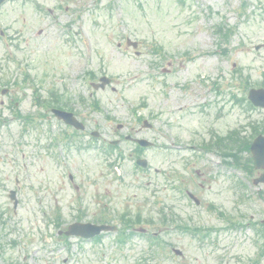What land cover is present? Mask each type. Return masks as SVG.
I'll return each instance as SVG.
<instances>
[{"label": "rangeland", "instance_id": "1", "mask_svg": "<svg viewBox=\"0 0 264 264\" xmlns=\"http://www.w3.org/2000/svg\"><path fill=\"white\" fill-rule=\"evenodd\" d=\"M223 24L236 30L221 49L213 31ZM0 30L6 32L0 36V98L3 88L16 99L28 94L20 108L26 115L34 112L31 89L53 87L65 90L76 107L90 90L88 72L95 78L106 74L112 83L94 95L101 109L92 113L90 99L83 106L88 129L113 138L118 123L139 127L136 118L145 116L153 122L147 134L156 141L144 153L151 166L146 176L136 173L131 158L110 168L93 150L74 155L78 190L66 172L42 160L38 132L25 133L13 105L8 110L0 104V264H137L147 249L146 235L120 246L116 232L99 240L70 238L69 244L57 234L58 211L64 228L81 211L86 221L97 216L105 202L118 225L115 217L128 208L155 215L159 206H174L182 222L206 229L202 236L171 225L162 229L163 240L183 252L179 257L169 247L162 264H251L261 242L255 228L226 230L228 221L209 204L237 222L257 223L264 219V184L255 186L243 171L221 166L220 156L199 146L224 106L215 128L264 120V111L237 100L247 96L246 81L250 87L264 83V0H9L0 5ZM128 37L140 42L137 49L127 46ZM208 82L220 83L225 92H208ZM207 102L213 105L203 109ZM173 136L180 145L174 149ZM120 149L129 153L130 143ZM173 169L180 175L177 184H170ZM182 179L197 190L200 205L175 188ZM11 189L17 190V207Z\"/></svg>", "mask_w": 264, "mask_h": 264}, {"label": "flooded vegetation", "instance_id": "2", "mask_svg": "<svg viewBox=\"0 0 264 264\" xmlns=\"http://www.w3.org/2000/svg\"><path fill=\"white\" fill-rule=\"evenodd\" d=\"M40 91H41V93H43L41 89H40ZM42 98L43 99H42V101L40 103H38V100H37V102L35 104L36 108H38L39 110L44 111V113L42 111L37 113L38 127H39L40 121L42 122V125L45 124L46 126H49L48 124L51 121H54L53 120L54 117L52 116V110H53L52 108L53 107L50 106V104H54V98L49 94V92H45L44 95L42 96ZM3 103L4 102H2V104ZM77 114L79 115L78 112H77ZM133 130H134V132L131 134L130 140L135 141L136 138L145 137L144 134L142 133L143 130H141V129L138 130V129H135V128H133ZM41 133H42L43 137H45L46 135L49 134V132H47L46 130L42 131ZM84 135H86V134H84ZM91 136H92V133H91ZM81 137H82L81 133L77 134L74 131V129L72 128L67 133H63L61 135V137L58 136L57 139H56V143H58V148L62 149L63 151H67L69 149L71 151H73V149L77 145H79L80 148H81V146L89 145L90 142H87V141L83 140ZM74 138H76V140H74ZM54 146H55V143H54V145L52 144V149H54ZM43 150H44L45 153H48L50 151L49 144L45 145L43 147Z\"/></svg>", "mask_w": 264, "mask_h": 264}, {"label": "water", "instance_id": "3", "mask_svg": "<svg viewBox=\"0 0 264 264\" xmlns=\"http://www.w3.org/2000/svg\"><path fill=\"white\" fill-rule=\"evenodd\" d=\"M249 98H250V100L254 101L257 105L264 106V90L253 89L250 92ZM58 113H61V112H58ZM253 151L255 152L254 157L256 159V162H255L256 165L262 166L264 168V137H259L255 140V142L253 144ZM260 180H264V174L260 178ZM13 195H15V192L13 193ZM74 227L75 226H73V228ZM91 227L94 229V231H92L90 233V235H94L95 233H99V231L102 229H110L107 226H99V227L98 226H96V227L91 226Z\"/></svg>", "mask_w": 264, "mask_h": 264}, {"label": "trees", "instance_id": "4", "mask_svg": "<svg viewBox=\"0 0 264 264\" xmlns=\"http://www.w3.org/2000/svg\"><path fill=\"white\" fill-rule=\"evenodd\" d=\"M229 36H230V35H228V37H229ZM246 143H247V142L243 141V142H241L240 144H241L242 146H244ZM246 146H247V145H246ZM248 147H249V146H248ZM248 147H247V148H248ZM246 165H248L249 167H251L249 163H247Z\"/></svg>", "mask_w": 264, "mask_h": 264}]
</instances>
